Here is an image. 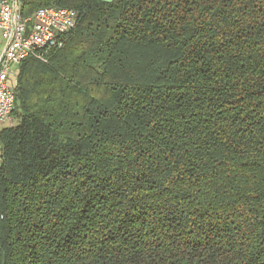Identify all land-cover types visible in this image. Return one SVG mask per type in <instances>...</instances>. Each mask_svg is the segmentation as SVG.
<instances>
[{"label": "trees", "instance_id": "trees-1", "mask_svg": "<svg viewBox=\"0 0 264 264\" xmlns=\"http://www.w3.org/2000/svg\"><path fill=\"white\" fill-rule=\"evenodd\" d=\"M74 10L0 129V264H264V0Z\"/></svg>", "mask_w": 264, "mask_h": 264}, {"label": "built area", "instance_id": "built-area-1", "mask_svg": "<svg viewBox=\"0 0 264 264\" xmlns=\"http://www.w3.org/2000/svg\"><path fill=\"white\" fill-rule=\"evenodd\" d=\"M77 23L78 16L70 8L41 7L23 16L19 0H0V128L15 109L22 63L27 59L47 63L52 52L64 47Z\"/></svg>", "mask_w": 264, "mask_h": 264}, {"label": "rangeland", "instance_id": "rangeland-1", "mask_svg": "<svg viewBox=\"0 0 264 264\" xmlns=\"http://www.w3.org/2000/svg\"><path fill=\"white\" fill-rule=\"evenodd\" d=\"M16 123H17V117H16V114H14L12 115L10 121L7 124L3 125L1 128L6 127V126L10 127V126L15 125Z\"/></svg>", "mask_w": 264, "mask_h": 264}, {"label": "water", "instance_id": "water-1", "mask_svg": "<svg viewBox=\"0 0 264 264\" xmlns=\"http://www.w3.org/2000/svg\"><path fill=\"white\" fill-rule=\"evenodd\" d=\"M99 2L104 3V4H111L113 0H99Z\"/></svg>", "mask_w": 264, "mask_h": 264}]
</instances>
